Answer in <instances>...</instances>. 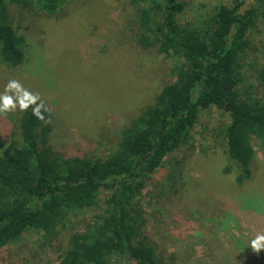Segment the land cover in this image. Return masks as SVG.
Segmentation results:
<instances>
[{
	"label": "rangeland",
	"instance_id": "1",
	"mask_svg": "<svg viewBox=\"0 0 264 264\" xmlns=\"http://www.w3.org/2000/svg\"><path fill=\"white\" fill-rule=\"evenodd\" d=\"M180 1L185 9L179 23L186 25L226 0ZM62 8L56 20L32 4L8 6L26 48L19 67L0 63V153L21 114L36 107L46 117L45 142L53 150L105 158L169 78L172 60L135 42L138 14L129 0H66ZM249 38L244 83L264 98V17ZM226 118L215 108L201 111L187 141L133 202L165 264H264V247L252 248L264 235V151L253 139L254 175L244 185L235 182L236 171L225 175L224 146L214 133ZM106 195L102 191L99 200ZM95 213L71 216L53 237L24 233L0 250V264H61L71 234L84 231Z\"/></svg>",
	"mask_w": 264,
	"mask_h": 264
},
{
	"label": "trees",
	"instance_id": "2",
	"mask_svg": "<svg viewBox=\"0 0 264 264\" xmlns=\"http://www.w3.org/2000/svg\"><path fill=\"white\" fill-rule=\"evenodd\" d=\"M64 1L0 0V63L14 69L25 58L26 37L8 6L32 4L59 20ZM129 1L138 14L135 42L172 60L168 80L105 158L53 150L45 142V115L36 107L21 114L0 153V250L33 230L53 237L71 216L96 208L86 229L71 234L61 264H165L133 202L184 145L204 110L227 114L214 133L224 146L223 173L236 171L239 186L253 178V139L264 151V98L246 88L242 69L253 50L249 34L264 17V0H226L186 25L179 23L185 9L180 0ZM102 191L107 195L99 200Z\"/></svg>",
	"mask_w": 264,
	"mask_h": 264
},
{
	"label": "clouds",
	"instance_id": "3",
	"mask_svg": "<svg viewBox=\"0 0 264 264\" xmlns=\"http://www.w3.org/2000/svg\"><path fill=\"white\" fill-rule=\"evenodd\" d=\"M264 247V235H258L252 242V248L254 251H260Z\"/></svg>",
	"mask_w": 264,
	"mask_h": 264
}]
</instances>
